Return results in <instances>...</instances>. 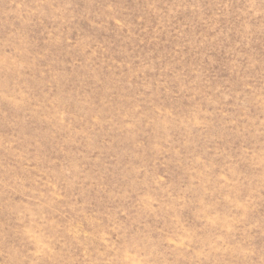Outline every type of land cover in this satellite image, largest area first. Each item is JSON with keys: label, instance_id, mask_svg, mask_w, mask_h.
Returning a JSON list of instances; mask_svg holds the SVG:
<instances>
[{"label": "rangeland", "instance_id": "1", "mask_svg": "<svg viewBox=\"0 0 264 264\" xmlns=\"http://www.w3.org/2000/svg\"><path fill=\"white\" fill-rule=\"evenodd\" d=\"M0 264H264V0H0Z\"/></svg>", "mask_w": 264, "mask_h": 264}]
</instances>
